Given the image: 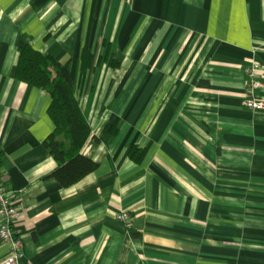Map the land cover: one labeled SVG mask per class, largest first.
I'll use <instances>...</instances> for the list:
<instances>
[{"label":"crops","instance_id":"0c3cea01","mask_svg":"<svg viewBox=\"0 0 264 264\" xmlns=\"http://www.w3.org/2000/svg\"><path fill=\"white\" fill-rule=\"evenodd\" d=\"M22 34L70 61L92 129L82 154L97 167L69 187L46 177L49 95L14 78ZM81 47L93 55L84 72ZM251 63L264 68V0H0V173L20 213L19 264H264ZM7 252L0 242V264Z\"/></svg>","mask_w":264,"mask_h":264},{"label":"trees","instance_id":"16d2710c","mask_svg":"<svg viewBox=\"0 0 264 264\" xmlns=\"http://www.w3.org/2000/svg\"><path fill=\"white\" fill-rule=\"evenodd\" d=\"M23 44L18 48L14 78L22 83L45 91L50 97L47 114L53 123L52 131L45 137L43 145L52 157L55 167L46 177L53 178L60 186L69 187L92 173L97 164L82 154V148L92 138L91 126L81 110L71 89L70 61L58 62L52 56L34 49L30 37L22 34ZM108 54L98 62L105 61ZM80 70L91 67L93 55L87 47L78 51ZM111 66L118 65L111 61ZM144 150L131 147L128 156L140 163ZM0 151V167H1ZM0 173V179H1ZM2 180V179H1Z\"/></svg>","mask_w":264,"mask_h":264},{"label":"built area","instance_id":"2783aa9c","mask_svg":"<svg viewBox=\"0 0 264 264\" xmlns=\"http://www.w3.org/2000/svg\"><path fill=\"white\" fill-rule=\"evenodd\" d=\"M245 75L244 106L256 112H264V100L255 95V91L264 86L260 79L264 76V68L257 63H251L243 69ZM9 191L0 179V242L8 245V252L1 264H19V259L24 255L21 239L16 234L13 224L20 213L9 199ZM116 219L126 225L131 221L127 211H121Z\"/></svg>","mask_w":264,"mask_h":264}]
</instances>
